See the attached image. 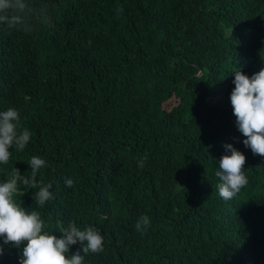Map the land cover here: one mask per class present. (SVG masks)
<instances>
[{
  "label": "trees",
  "instance_id": "16d2710c",
  "mask_svg": "<svg viewBox=\"0 0 264 264\" xmlns=\"http://www.w3.org/2000/svg\"><path fill=\"white\" fill-rule=\"evenodd\" d=\"M27 3L31 32L0 28V111L16 108L31 139L0 182L14 167L30 178L39 156L54 199L40 208L20 181L14 200L57 236L69 221L96 227L104 250L85 264H264V157L230 102L234 71L264 68V0ZM225 144L247 158L228 201L215 190ZM19 249L4 245L0 264Z\"/></svg>",
  "mask_w": 264,
  "mask_h": 264
},
{
  "label": "clouds",
  "instance_id": "9594fccd",
  "mask_svg": "<svg viewBox=\"0 0 264 264\" xmlns=\"http://www.w3.org/2000/svg\"><path fill=\"white\" fill-rule=\"evenodd\" d=\"M122 12V9H118ZM33 9L27 0H0V28L8 30H23L31 32L32 22L29 19ZM38 19L47 22V16L41 11ZM230 94V102L235 116L238 131L245 137L243 144L250 148L254 155L264 157V68L251 76L236 69ZM31 132L21 128L20 113L14 107L0 111V164L9 163L12 152L10 149L23 151L30 142ZM225 154L218 161L215 176L219 183L215 190L225 201L237 196L240 190L248 184L245 172L246 156L232 144H225ZM147 157L138 160L139 167H144ZM30 165V178L21 175L20 169L14 167L7 174V179L0 182V256L4 254V245L11 244L20 248L16 252L14 264H85V257L98 254L104 250V237L100 231L91 225L78 227L75 221L67 225H58L57 236L48 230V226L39 212L22 207L14 200L21 192L19 182L31 184L34 202L43 208L54 199L50 191L52 183L45 184L38 180L41 168L47 163L39 156H32L27 162ZM67 187H73L71 178L65 180ZM150 218L141 216L135 224L137 231H146L150 226ZM80 245L74 253H70L73 245Z\"/></svg>",
  "mask_w": 264,
  "mask_h": 264
}]
</instances>
